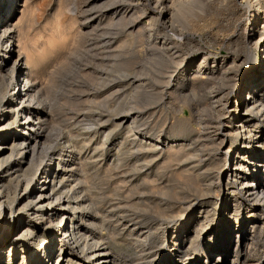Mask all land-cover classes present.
<instances>
[{"label": "bare ground", "instance_id": "bare-ground-1", "mask_svg": "<svg viewBox=\"0 0 264 264\" xmlns=\"http://www.w3.org/2000/svg\"><path fill=\"white\" fill-rule=\"evenodd\" d=\"M16 1L0 0V264H127L112 250L110 242L95 230L92 231L94 227L91 224H87V217L94 225L101 224L103 218L100 216L101 223L100 220L97 223L96 215H88L90 201L84 192L86 188L80 186L82 179L76 176L75 163L72 161L74 150L64 154V148L60 151L52 149L45 161L40 158L53 144L47 140L52 130L48 114H45V107L48 106L45 105L46 95L40 92L35 76L31 75L36 60L33 48L24 41L22 43L23 35L20 34V37L17 34L16 29H20L22 24V14L12 19L17 9ZM153 1V4L145 1L151 7L149 20L152 18L154 22L157 19L163 24L162 36H156L157 56L154 57V65L157 64L160 69L168 68L170 64L175 73L172 77L176 83L166 87V90L170 92L184 83V89L188 90L185 100L189 109L194 102L197 106L200 101L208 102L205 108L196 110L197 114L194 113L193 117L177 119L170 126L173 131L180 132L178 136L181 139L177 140L173 131L154 139L142 135L139 145L149 150L159 146L167 148L165 159L170 161L185 148L191 147L193 135L201 130L200 125H203L202 129L208 127L205 118L207 113L213 122L208 129H211L210 133L218 134L221 142L212 149L214 152L210 159L198 160L199 166L195 164L198 170L204 169L203 173L217 175L215 187L191 186V192H181V199L187 200L173 210L154 207L162 217L164 215L162 223L171 225L172 230L168 241L166 238L167 244L162 249L164 255L161 259L149 260L157 253L155 242L150 241V236L146 241V234H142L143 239L137 237L141 234L137 235L136 241L139 240L144 246L140 251L143 258H148V264L152 261L155 264H237V246L253 240L254 223L264 213V31L257 29L258 21L262 22L260 27L264 28V0H240V5L246 4L243 6L246 11L239 21L236 16L235 19L231 17L229 9L219 4L222 1L231 4L236 0H217L210 7L215 15L218 14L217 17L220 14L225 16L221 25L224 23L230 29H242L239 37L232 40L231 45L227 44L226 54L221 56L203 48L188 32H180L177 43L169 42V32H178L177 29L182 27L177 13L181 8L177 7L176 11L177 3L174 4V0ZM208 1H204V5L209 4ZM21 2L24 5L26 0ZM224 8L227 9V15L223 13ZM257 9H261L260 15ZM19 21L21 24L17 26ZM247 46L257 50L256 58L252 57V51L247 50ZM172 49L174 53L168 55L167 51L170 53ZM14 52L16 57L11 59ZM130 119V114L117 116L115 126L135 135V118ZM192 123L198 128H194ZM182 141H186L185 148L173 146V143ZM218 150L225 159L220 158ZM193 178L191 176L190 180ZM192 182L196 183L197 180ZM62 186L70 187L63 190ZM74 190L76 192L71 197L70 191ZM246 221L252 223L248 231ZM234 234L237 235L236 248L229 260L226 251ZM184 238L187 241L182 243ZM218 241H221L219 245L222 247L219 255L212 259L213 253L219 248Z\"/></svg>", "mask_w": 264, "mask_h": 264}, {"label": "rangeland", "instance_id": "rangeland-1", "mask_svg": "<svg viewBox=\"0 0 264 264\" xmlns=\"http://www.w3.org/2000/svg\"><path fill=\"white\" fill-rule=\"evenodd\" d=\"M145 1H150L151 4L154 2ZM145 1L26 0L22 5L21 0H17V9L12 14L13 20L22 14V24L19 21L17 25L21 24L20 29L16 26L17 34L23 35L22 43L25 42L28 47L33 48L36 60L31 75L35 76L40 92L47 98L45 114H48L52 130L48 133L47 140L53 144L40 158L45 161L52 149L64 148L66 151L64 154L74 150L72 161L75 163L73 166L77 171L76 176L82 179L80 186L86 188L84 192L90 201L88 215H96L97 223L99 220L101 223V217L103 218L101 224L94 225L90 222V217H87V224L94 227L90 226L92 231L95 230L94 232L101 234L104 240L109 241L112 250L127 264H148L149 260L161 259L164 255L162 249L166 246L172 230L171 225L162 223L164 215L162 217L156 209L161 206L166 210L177 208L181 202L187 200L181 199V192H191V186H216L217 175L205 171L209 173L207 175L203 173V168L198 170L200 163L198 160L210 159L211 153L214 152L212 149L218 147L221 142L218 134L210 133L211 129H208L213 122L207 113L209 118L207 116L205 118L208 120L209 125L206 124L208 127L202 129L203 125L199 126L201 130L193 135L189 145L191 147L188 149L185 148L186 141L173 143V146L184 147L185 150L170 161L165 159L167 148L159 146L149 150L139 145L142 135L154 139L159 135L171 134L172 124L183 117H193L194 113L197 114L196 110L205 108L208 102L200 101L198 106L194 102V108L191 106L189 109L185 100L188 90L184 89V83L170 92L166 90V87L176 83L172 77V74L173 76L175 74L174 67L168 64V68L158 69L157 64L154 65L156 60L154 57L157 56L155 42L157 37L162 36L163 24L157 19H154V22L151 21L152 18L149 20L151 7ZM201 1L174 0V4L177 3L176 8H181L177 13L182 27L178 23L181 29H177L179 31L175 32L176 34L172 32L173 35L169 32L168 41L177 43L180 40L179 33L188 32L203 48L215 51L219 56L226 54L229 47L227 44H232V40L239 37L242 29H230V26L224 23L226 27L221 25L225 16L220 14L222 18L220 15L217 17L218 14L215 15L211 9L217 0ZM204 1H208L209 4L204 5ZM238 2L240 0L231 4L222 1L219 4L229 9L231 17L233 19L237 17L239 21L241 20L239 17H244L246 9L243 6L246 4L240 5ZM144 8L148 11L145 12ZM225 8L223 13L227 15ZM261 12V9H257L259 15ZM203 20L211 25L206 21L204 23ZM202 22L206 24V28ZM196 25L203 26L204 29ZM258 25V31H264V28L260 27L261 21H258ZM207 39H211L212 42H207ZM221 43H224V46ZM247 47L254 57L257 50ZM174 51V49L170 53L167 51V54L171 55ZM14 54L11 59L16 57ZM126 114H130L131 119L135 118L133 124L137 130L135 135L120 126H117L118 128L115 126V118ZM192 126L198 128L195 123H192ZM179 133L173 131L177 140L181 139ZM219 155L221 159H225L223 154ZM191 176L194 177L193 180H197V184L190 180ZM62 187L66 190L64 188L70 186ZM75 192L70 191L69 194L74 195ZM263 217L264 213H261L257 223H254V241L251 239L247 244L237 246L240 256L237 264H264ZM155 218L157 220H154ZM246 223L248 231L252 223L251 221ZM233 228L235 231V227ZM149 232H152V235ZM140 234L141 236H137ZM142 234L147 235L146 241L151 237L150 241L155 242L157 253L149 257V260L143 258L140 250L144 246L139 240L136 241V236L143 239ZM236 236L234 234L231 237V243L226 251L229 260L236 248ZM186 241L184 238L182 243ZM220 242L218 241L219 248L213 253L212 259L219 255L222 247L219 245ZM246 251L249 254H246ZM151 264L155 262L152 261Z\"/></svg>", "mask_w": 264, "mask_h": 264}]
</instances>
